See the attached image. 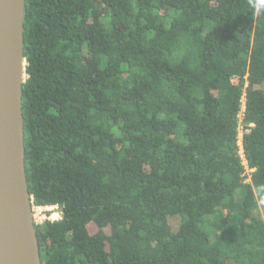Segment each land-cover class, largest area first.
Wrapping results in <instances>:
<instances>
[{
    "label": "trees",
    "instance_id": "1",
    "mask_svg": "<svg viewBox=\"0 0 264 264\" xmlns=\"http://www.w3.org/2000/svg\"><path fill=\"white\" fill-rule=\"evenodd\" d=\"M23 32L42 264H264V0H25Z\"/></svg>",
    "mask_w": 264,
    "mask_h": 264
},
{
    "label": "water",
    "instance_id": "2",
    "mask_svg": "<svg viewBox=\"0 0 264 264\" xmlns=\"http://www.w3.org/2000/svg\"><path fill=\"white\" fill-rule=\"evenodd\" d=\"M25 0H0V264H42L25 164Z\"/></svg>",
    "mask_w": 264,
    "mask_h": 264
},
{
    "label": "built area",
    "instance_id": "3",
    "mask_svg": "<svg viewBox=\"0 0 264 264\" xmlns=\"http://www.w3.org/2000/svg\"><path fill=\"white\" fill-rule=\"evenodd\" d=\"M244 99V98H243ZM244 110H245V104L243 105V108H242V113H240V119L243 118V114H244ZM254 124L251 123L249 125V128H244L243 125H240L239 127V138H238V144L240 146V156L242 158V161H243V164L246 166V173L247 174H250L254 169L253 168H249L248 167V162H247V159H246V156H245V153H244V147H243V136L245 133H248L249 130H250V127L253 126ZM33 209H34V221L36 223H39L36 219V216L37 215H40V218H41V223L46 221V220H55V219H58L60 218V211H58L59 207L58 205H50V206H35L33 205ZM48 210H53L51 214H47V211ZM35 211L38 213H35Z\"/></svg>",
    "mask_w": 264,
    "mask_h": 264
},
{
    "label": "rangeland",
    "instance_id": "4",
    "mask_svg": "<svg viewBox=\"0 0 264 264\" xmlns=\"http://www.w3.org/2000/svg\"><path fill=\"white\" fill-rule=\"evenodd\" d=\"M52 211H53V210H48V211H47V214H48V215L51 214ZM58 211H60V210L58 209ZM33 213H34V209H33ZM35 213H38V211H37V212L35 211ZM60 215H61V214H60ZM36 219H37V221H38L39 223H41V222H40V221H41L40 215H37V216H36ZM171 223H172L173 225H177L178 220H177L176 218H171Z\"/></svg>",
    "mask_w": 264,
    "mask_h": 264
}]
</instances>
